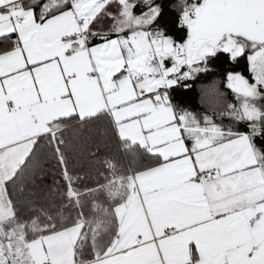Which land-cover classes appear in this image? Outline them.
<instances>
[{
    "label": "snow or ice",
    "instance_id": "snow-or-ice-1",
    "mask_svg": "<svg viewBox=\"0 0 264 264\" xmlns=\"http://www.w3.org/2000/svg\"><path fill=\"white\" fill-rule=\"evenodd\" d=\"M0 264H264V0H0Z\"/></svg>",
    "mask_w": 264,
    "mask_h": 264
},
{
    "label": "trees",
    "instance_id": "trees-1",
    "mask_svg": "<svg viewBox=\"0 0 264 264\" xmlns=\"http://www.w3.org/2000/svg\"><path fill=\"white\" fill-rule=\"evenodd\" d=\"M228 67L227 64L223 65L221 68H219L214 75H202L201 77L197 78V80L193 83V91L189 93L188 95L192 98V107H198L199 106V97H200V88L202 86L210 84L214 80H220L222 79L221 72L223 71V68ZM240 70V69H237ZM221 88H223V84L220 85ZM183 91V90H181ZM53 177L52 175L48 176V179L46 183L48 185L52 184Z\"/></svg>",
    "mask_w": 264,
    "mask_h": 264
}]
</instances>
